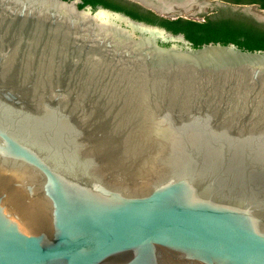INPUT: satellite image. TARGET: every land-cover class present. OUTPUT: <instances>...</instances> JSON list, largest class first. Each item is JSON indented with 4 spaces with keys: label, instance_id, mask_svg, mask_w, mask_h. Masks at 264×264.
<instances>
[{
    "label": "water",
    "instance_id": "95a60500",
    "mask_svg": "<svg viewBox=\"0 0 264 264\" xmlns=\"http://www.w3.org/2000/svg\"><path fill=\"white\" fill-rule=\"evenodd\" d=\"M81 4L0 0V264H264V51Z\"/></svg>",
    "mask_w": 264,
    "mask_h": 264
},
{
    "label": "flooded vegetation",
    "instance_id": "af4514ba",
    "mask_svg": "<svg viewBox=\"0 0 264 264\" xmlns=\"http://www.w3.org/2000/svg\"><path fill=\"white\" fill-rule=\"evenodd\" d=\"M210 3L207 9L198 12L197 7L190 11H181L167 15L158 14L131 0H124L128 10L137 11L156 19L158 26L173 35H183L188 41L186 32L182 29H196L201 24H207L212 31L233 29L241 26H264V0H206ZM196 12V13H195ZM161 23L180 29L178 32L169 30ZM147 24V23H145ZM164 44V43H163ZM166 44V43H165ZM193 46V44L190 42ZM235 45V44H233Z\"/></svg>",
    "mask_w": 264,
    "mask_h": 264
},
{
    "label": "trees",
    "instance_id": "16d2710c",
    "mask_svg": "<svg viewBox=\"0 0 264 264\" xmlns=\"http://www.w3.org/2000/svg\"><path fill=\"white\" fill-rule=\"evenodd\" d=\"M81 6H99L114 12L123 13L138 22L156 25L157 21L153 17L140 14L133 10H128L123 4L124 0H82ZM169 30L178 32L180 29L169 24L161 23ZM207 24H201L196 29H182L186 32L189 41L194 48H200L210 43L229 45L235 44L238 48L245 51H264V26H241L233 29H223L212 31Z\"/></svg>",
    "mask_w": 264,
    "mask_h": 264
},
{
    "label": "rangeland",
    "instance_id": "374dc122",
    "mask_svg": "<svg viewBox=\"0 0 264 264\" xmlns=\"http://www.w3.org/2000/svg\"><path fill=\"white\" fill-rule=\"evenodd\" d=\"M93 11L97 12V9L94 8ZM122 14H123V13H122ZM124 15H125V14H124ZM126 16H127V15H126ZM133 20H134V19H133ZM137 22H138V21H137ZM120 23H122V24H124V25H126V26H128V27H130V28H132V29H134V30H136V31L139 32V29H137L136 27H133V26L127 25V24L124 23L123 21H121ZM141 23H144V22H141ZM144 24H145V23H144ZM147 25H149V26H153V27H158V28L163 29L162 27H160V26H158V25H153V24H147ZM163 30H165V29H163ZM165 31H166V30H165ZM140 33H141V32H140ZM144 35L147 36V37H150V34H149V33H144ZM176 36H179V35H176ZM154 37H155V40L157 41V43H158V44H161L162 46L170 47V46H172V45H174V44H177V45H179V46L182 45L180 40L169 39V40H167V41L165 42V41H162V36H161V35H155ZM163 43H164V44H163ZM165 43H166V44H165Z\"/></svg>",
    "mask_w": 264,
    "mask_h": 264
},
{
    "label": "bare ground",
    "instance_id": "6f19581e",
    "mask_svg": "<svg viewBox=\"0 0 264 264\" xmlns=\"http://www.w3.org/2000/svg\"><path fill=\"white\" fill-rule=\"evenodd\" d=\"M173 1H178L180 2V5L185 7L187 6L188 3H191L193 0H173Z\"/></svg>",
    "mask_w": 264,
    "mask_h": 264
}]
</instances>
